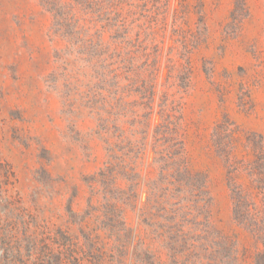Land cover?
<instances>
[{"label": "rangeland", "instance_id": "obj_1", "mask_svg": "<svg viewBox=\"0 0 264 264\" xmlns=\"http://www.w3.org/2000/svg\"><path fill=\"white\" fill-rule=\"evenodd\" d=\"M230 172L264 175V0H0V264H253Z\"/></svg>", "mask_w": 264, "mask_h": 264}, {"label": "trees", "instance_id": "obj_2", "mask_svg": "<svg viewBox=\"0 0 264 264\" xmlns=\"http://www.w3.org/2000/svg\"><path fill=\"white\" fill-rule=\"evenodd\" d=\"M48 5L50 6V12L55 13L54 17L56 19L61 16L59 11L57 12V9H55L56 5L54 1L48 3ZM189 174L190 173L187 171L186 175ZM231 175L230 172V175H228V185L231 188L234 200V222L250 233L262 247L256 253L255 258L253 259V264H264V175H261L259 179L252 180L255 194H251L257 196L259 203L256 202L251 194H249V191H242L240 187L234 183ZM166 220L172 222L171 218ZM167 228L168 231L163 232V234L160 235L161 237L168 236L169 232L173 231L174 227L170 226ZM235 254L236 251L233 245L230 246V243L225 239L222 242V252L219 253L221 261H218V264H228L226 263L227 261H225L226 258L230 259L232 256H235ZM233 260L236 262L237 259L234 258ZM147 264H154V262L151 261V258H148Z\"/></svg>", "mask_w": 264, "mask_h": 264}]
</instances>
